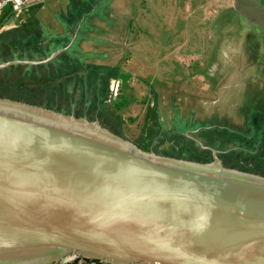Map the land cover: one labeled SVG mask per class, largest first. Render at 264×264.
<instances>
[{
  "label": "water",
  "instance_id": "1",
  "mask_svg": "<svg viewBox=\"0 0 264 264\" xmlns=\"http://www.w3.org/2000/svg\"><path fill=\"white\" fill-rule=\"evenodd\" d=\"M68 253L264 264V176L146 152L97 122L0 98V264Z\"/></svg>",
  "mask_w": 264,
  "mask_h": 264
},
{
  "label": "rangeland",
  "instance_id": "2",
  "mask_svg": "<svg viewBox=\"0 0 264 264\" xmlns=\"http://www.w3.org/2000/svg\"><path fill=\"white\" fill-rule=\"evenodd\" d=\"M129 1L124 18L118 16L128 21L126 28L113 29L116 42L100 46L109 54L77 52V62H67L64 72L52 68L64 47L51 46L45 59L52 67L35 77L24 63L14 64L25 40L15 38L16 32L1 35L0 98L97 122L146 152L202 163L215 157L224 167L264 176V51L246 48L249 55L242 56L247 62L240 67L252 74L241 77V89L214 92L238 80L237 72L231 74L235 58L229 43L236 42L234 26L244 18L230 6H214L215 0ZM96 9L94 14L105 21L106 8ZM101 31L104 27L92 28L95 36ZM95 36L92 41L103 42ZM85 57L92 58V66L80 62ZM109 78L117 80L116 95L108 89Z\"/></svg>",
  "mask_w": 264,
  "mask_h": 264
},
{
  "label": "crops",
  "instance_id": "3",
  "mask_svg": "<svg viewBox=\"0 0 264 264\" xmlns=\"http://www.w3.org/2000/svg\"><path fill=\"white\" fill-rule=\"evenodd\" d=\"M142 1L140 0L139 2ZM215 2L214 6L222 5L223 8L230 6L242 19L244 18L243 24L234 26V30L237 29L239 31V36L236 37L235 43H229V46H232V50H239V46H243L246 49L253 45L255 47L253 53L255 51H264V44L262 43L264 38V0H232L230 4L221 3V0H215ZM129 4V0H38L30 4L19 14H14V12L5 8L2 15L7 13L0 20V36L16 32L17 35L13 34L15 38L19 37L25 40V46L17 49L19 50L17 54L21 56V59L18 58V62L14 64L19 67L18 63H24L23 67L25 69L30 68L28 69V71L30 70V76L35 77L44 75V72L39 73L41 70L48 71V68L52 67L48 63V60L45 59L51 52V46L60 45L64 47L60 51L61 54L58 56L56 66L52 67L58 72H64L67 62H77V52L92 53L93 50L99 52L100 55L109 54L110 50L108 48H101L100 46L105 43L116 42L113 37L111 38L113 29L120 30L123 27L126 28L128 21L125 19L124 21H120V18H124V10L125 8H129ZM96 8H106L104 10V13L107 15L105 21L102 22L100 16L94 14L97 10ZM100 12L101 14L103 13L102 10ZM120 15L122 17H118ZM6 18H8L7 21L2 24ZM98 27H104V31H101L102 33H99V36H95L92 33V28L96 29ZM92 36H95L96 40L100 39L103 42L97 44V41H92ZM69 39H72L71 45H68ZM73 45L76 48L74 46L73 49H69ZM4 49L3 46L0 47V50L4 51ZM245 49L244 51L239 50V53L231 52V55L236 60L233 63L234 68H231V72L234 73L237 69H240L237 71V76H240L245 70L240 67V63L237 64L238 55L241 56L249 53V50ZM231 55L229 54L230 57ZM8 60L12 61L11 58ZM79 60H81L80 62L88 61L85 65H89V67L93 64L92 58L85 57L79 58ZM100 65L106 68H113V65L107 63ZM78 67L80 68V65ZM251 74V71H249L245 76L250 77ZM149 117L153 118L152 114ZM154 121L153 118L151 124L155 125ZM260 141L264 142V138H260Z\"/></svg>",
  "mask_w": 264,
  "mask_h": 264
},
{
  "label": "built area",
  "instance_id": "4",
  "mask_svg": "<svg viewBox=\"0 0 264 264\" xmlns=\"http://www.w3.org/2000/svg\"><path fill=\"white\" fill-rule=\"evenodd\" d=\"M38 0H0V20L2 18V13L5 8L14 12V14L21 13L25 8H27L30 4L37 2ZM102 264L99 261L84 259L79 257L73 253H68L62 255L57 259L56 264Z\"/></svg>",
  "mask_w": 264,
  "mask_h": 264
},
{
  "label": "flooded vegetation",
  "instance_id": "5",
  "mask_svg": "<svg viewBox=\"0 0 264 264\" xmlns=\"http://www.w3.org/2000/svg\"><path fill=\"white\" fill-rule=\"evenodd\" d=\"M235 49V48H234ZM234 52H237V53H239L238 51V49H237V51H235V50H233ZM237 59H238V61H237V63L239 62L240 63V65H242V64H246V62L247 61H245L244 59H243V57H242V55L241 56H239L238 55V57H237ZM228 60H224V62L226 63ZM243 61V63H241ZM231 62V61H230ZM236 62V60L234 59V61L232 60V62L231 63H235ZM238 63V64H239ZM250 64H252V61H251V63ZM225 65H228V64H225ZM227 70V69H226ZM240 70V69H239ZM238 71V70H237ZM237 71H235V72H237ZM247 72H249V71H246V70H244V72L238 77V80H234L233 78H232V80L231 79H229V80H231V81H233L234 82V84H232V85H229V86H225L224 85V87H228V89L227 90H222L221 89V86L219 87V88H217L214 92H217V91H222L223 92V94L224 93H227L230 89H231V86H233L235 89L237 88V87H239L240 89H241V77L242 76H245L246 75V73ZM231 74H232V72H231ZM236 76V75H235ZM226 77H230V74H227L226 75ZM246 77V76H245ZM250 78V77H249ZM108 84H109V87H108V89H109V91H114V95H116V90H117V81H115V86H114V80L112 79V78H109V80H108ZM115 88V89H114ZM230 92V91H229ZM112 98V97H111ZM196 98V97H195ZM197 99V98H196ZM203 100H200L199 102H198V105H203V103H204V101L202 102ZM187 102H188V100H186V103L185 104H187ZM184 104V105H185ZM188 107V106H187ZM204 107H206V105L204 106ZM210 111H211V108H210V110H209V113H210ZM209 113H203V116H206V115H208ZM256 118L257 117H253V120L255 121L256 120ZM236 120H238V121H240L241 120V118L237 115V118H236ZM263 137V136H262ZM204 149H210V148H204Z\"/></svg>",
  "mask_w": 264,
  "mask_h": 264
},
{
  "label": "trees",
  "instance_id": "6",
  "mask_svg": "<svg viewBox=\"0 0 264 264\" xmlns=\"http://www.w3.org/2000/svg\"><path fill=\"white\" fill-rule=\"evenodd\" d=\"M258 141V140H257ZM242 171H245V170H242ZM69 264H75V263H69Z\"/></svg>",
  "mask_w": 264,
  "mask_h": 264
}]
</instances>
